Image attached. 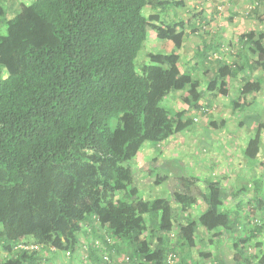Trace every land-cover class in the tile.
<instances>
[{
    "label": "trees",
    "instance_id": "obj_1",
    "mask_svg": "<svg viewBox=\"0 0 264 264\" xmlns=\"http://www.w3.org/2000/svg\"><path fill=\"white\" fill-rule=\"evenodd\" d=\"M1 3L0 264H40L47 256H77L80 249L84 257L107 264L98 239L111 257V238L126 245V264H167L170 254L178 262L186 249L189 259L202 231L230 236L247 229L261 247V222L241 224L224 211L222 184L204 182L201 189L200 177L187 174L173 199L159 194L145 199L134 184L136 173L128 163L145 144L179 135L195 123V112L206 113L201 105L206 92L180 69L187 28L162 14L182 1L34 0L14 11ZM150 9L158 12L148 15ZM201 21L196 34L208 31ZM151 30L173 45L170 52L145 53ZM247 40L240 45L248 48L242 45V52L232 54L256 56L261 76L239 79L243 64L199 54L200 61H218L206 91L227 96L228 79L243 84L240 98L262 90L264 34ZM225 47L230 54L232 48ZM182 92L183 109L162 106ZM238 101H232L234 108L243 109ZM261 147L258 130L242 148L250 165L262 160ZM153 171L155 164L148 173ZM164 182L159 175L154 181ZM248 192L254 208L264 213L259 187ZM198 200L206 210L176 225L178 210L190 214ZM81 233L88 240L85 251ZM249 238L234 240L230 262L223 257L216 264H264V255L248 252Z\"/></svg>",
    "mask_w": 264,
    "mask_h": 264
},
{
    "label": "rangeland",
    "instance_id": "obj_2",
    "mask_svg": "<svg viewBox=\"0 0 264 264\" xmlns=\"http://www.w3.org/2000/svg\"><path fill=\"white\" fill-rule=\"evenodd\" d=\"M33 1L34 0H0V2H2L3 5L6 6V8H8V10L10 11L16 10L21 3H25L28 5L33 3ZM175 1H182L183 3L178 8H176L175 11L173 9H169L167 12L162 13L163 17L167 22H183L184 26H186L187 30L191 33H189V35L194 38L197 36V34H200L199 32L196 34V32L199 31V26L196 24L200 22L202 18H205V20L201 22H203V24H207L206 28L210 31L213 24V19L216 20V18H220L225 23L218 22V26L219 28L223 29L222 26L225 25L224 30L226 31L227 36L230 38H234V35L238 34L232 28L234 23H236V21L238 22V20L239 22L237 23V25L240 24L241 26L238 29L239 31L245 28L243 33H246V31L249 32L248 30L256 28V37L264 34V0H210V5L208 7L204 6L202 0ZM12 4L14 6H11ZM157 12V9H150L148 15ZM252 18H254L255 20H253ZM0 33H4V30H1ZM197 37L199 39L193 40H197L199 44H201L200 37ZM147 44L148 48H146L145 53H167L170 52L173 48V45L171 43L158 40L153 30L150 31ZM225 46H230L232 48L230 49V57H232V50L235 49L229 42ZM227 51L228 49L224 54H226ZM186 59L187 58H183L181 60V68H184ZM202 80L205 79L202 78ZM206 81H209V79H206ZM231 82L236 83L237 80H230V82L227 83L225 88L229 90V93L227 96H223V98H221V101H219V105L215 103L217 101L211 103L208 102V104L205 101L201 103L202 106H205L206 113L200 114L198 112H195V116H193L196 118L195 123L187 128L182 134L173 137L174 141L177 142L171 148V153L169 156L166 155V150H168V148L166 145L163 147V142H148L147 144H145L138 157L128 163V165L132 167L133 171L137 175L140 174L141 176L140 179L142 181L138 179V176L137 179H134V184L145 199H150L146 198L148 197V195L159 194L161 197H165L164 195L168 191L165 186H162V188L154 187L153 190L150 186H146L144 184L146 177L142 176V173L147 168L153 167L154 164L156 165V168H158V164L162 161L168 159L174 160L175 158H177L182 163L181 168L185 166L184 169L188 172L190 171L189 174H193L196 166H199L200 164L202 165L204 171L207 170V173L203 172V177L210 175L212 180H214L218 177V172H225L227 174L229 172L230 174V172L233 171V169L231 168L232 161H234L235 164L239 163V156H241V148L239 147L241 146L242 142L248 143V139L255 137L258 130L262 132L263 135L261 136L262 140L264 141V97H253V99H249L248 106H245L244 109H235L234 105L232 104L233 100H239L238 102H240L241 105H244L242 103V99L240 98L241 92L239 91V87H241L242 84L237 83V85H233L232 83L231 86ZM238 82H240V80H238ZM261 83L262 90L260 92H257L258 96L264 95V81L261 80ZM236 86H238V88H236ZM208 93L209 92L206 91L204 96ZM211 96L212 95H210V97L208 98H211ZM171 98L172 99H168V101H163L162 106L170 108L173 111L183 108L181 97L175 95ZM261 154L264 159V151ZM255 163L258 164L257 161ZM208 167L211 168L208 169ZM260 169L264 173V161H261ZM249 171H245L246 178H244V173H238V175L240 176L242 174V178L245 179L244 182L247 184V188L245 187L246 184L243 186V188L245 187L246 190H250L251 194H253L254 187H258V184L254 185L253 182H256L258 180L260 182L259 185L261 186L264 183V178L262 179V181L258 179H261L262 177L257 175L258 170H255V168H252ZM250 176L252 177V179H249ZM217 179H219V177ZM227 182L228 181H224L222 186L224 187L228 198V196L231 195V192H234V187L232 186L233 178L230 182ZM260 186L259 189L262 190L261 195L262 197H264V184L262 188ZM150 192L152 193L150 194ZM247 193L250 195L249 192ZM244 204H247L246 206H249L250 208L246 207L244 208V211H242L243 216L241 215V217L243 222L250 219H252L250 220L251 223L254 221L257 224H260L261 222L260 225L263 229L261 230V233H259V238L262 240L261 247H258V244L255 243L257 241L256 239L252 237L249 238L251 234L248 233L247 229H239L234 234L230 233L232 239H229V237L224 235L217 236L216 233L203 231L206 232L207 235L199 236L197 247L193 251L195 255L191 258L192 261H188L189 259L186 258V256L188 255V250L186 249L183 251L184 259L181 255L176 264H216L220 263L223 257L227 258L226 263H229L232 259V256L228 254L229 249L226 248V246L232 244V247L234 240L242 237L249 238L248 252L250 254H258L259 257H262L264 255V213L254 208L255 206L252 205V202H245ZM256 204L258 203L256 202ZM85 230L89 232V236L87 238H92V231L89 224L85 226ZM82 233L80 234V242L81 244H83V248L85 251V245H87L85 242H88V240H86V236L84 237ZM177 241L178 240L176 239V236L173 235L171 239V245H176ZM98 243L102 247L104 253L108 255L106 244H103V242L99 239ZM111 243L115 244L114 246L108 245V250L112 252V256L110 257L108 255L110 259L109 263L107 264L114 263V257H118L114 250L118 245L120 246L122 244L118 241L116 242L113 238H111ZM82 251L83 250L80 249L76 253L77 256L71 257L67 253L65 254V256H47L43 261H41L40 264H86L88 263L87 261H89V259L88 256L84 257V254H87ZM224 253H227V255H223ZM122 261L126 263L125 257L122 258Z\"/></svg>",
    "mask_w": 264,
    "mask_h": 264
},
{
    "label": "crops",
    "instance_id": "obj_3",
    "mask_svg": "<svg viewBox=\"0 0 264 264\" xmlns=\"http://www.w3.org/2000/svg\"><path fill=\"white\" fill-rule=\"evenodd\" d=\"M202 1L204 3V6L208 7L210 5V0H206V1L202 0ZM252 19L255 20L254 18H252ZM203 20H205V18H202V21ZM218 22H223V21L220 18H218V19L216 18V20L213 19L211 31L208 30L209 32H202V33L200 32V34H197V36H199L201 39V41H200L201 44H199V42L197 40H193V39H199L197 36L194 38L191 35H188V37H186V39L183 43V46L179 50V54H180L181 58L182 59L187 58L185 60L186 63H185L184 68L183 69L180 68V69L182 70V72H187V73L191 74L194 81H196L197 83L199 82L201 84V87L199 89L200 91L202 90V91L206 92L207 85H208V81H206V79H212L214 77L216 70L218 68V66H217L218 61H211V60H209V58L207 61L206 60L200 61V60H198L199 54H204L205 56L208 55V57L212 56V54H217V55L221 54V57H223V55H224V57H226L227 60L231 61V63L243 64L244 70L241 73V75L238 76L239 78L240 77L242 78L244 76V77H246V79H250L253 81V80H256L259 76H261L260 71L255 69L256 64H254V62L257 59L256 56L249 54L248 55L249 58L246 56L244 58V56H243L242 59H240L239 55H235L237 52L238 53L242 52L241 49L243 48L244 45H245V48H248L246 44L240 45V42L242 41V38L243 39L245 38V40H247L248 38H250V39L255 38L256 37L255 35L257 34L256 28L250 29V30H248L249 32L246 31V33H243L245 28L241 29L240 31L238 30L241 27L240 24L237 25V23L239 22V20H238V22L236 21V23H234V25L232 26L234 31H236V33H238V34L234 35V38H230L227 36L226 31L224 30L225 25L222 26L223 29H221L218 26V24H219ZM223 23H225V22H223ZM186 32L190 33L188 30H186ZM228 42L236 50V53L232 54V57H230L231 54H227V56H226V54H224L225 52L222 51V47L227 45ZM240 47H242V48H240ZM213 59H215V58H213ZM231 59H233V60H231ZM202 78L205 80H202ZM227 82H230L229 79L227 80ZM232 83L233 82H231V86H232ZM237 83H239V82L237 81L235 84L233 83V85H237ZM224 86H225V84H224ZM236 88H238V86H236ZM207 92H209V91H207ZM183 93L184 92H182L180 94H176V95L181 97L182 95L184 96ZM210 95H212L211 98H208V97H210ZM171 97H173V96H171ZM171 97L169 99H172ZM253 97H264V95L258 96V93L254 92V93L242 96L241 99H242V103L244 104V105H242L243 109L245 108V106H248L249 99H251V98L253 99ZM221 98H223V95L217 94L216 92H209L208 94H206L204 96V99L202 102L205 101L208 104V102L211 103V102L217 101L215 103L219 105V101H221ZM183 108H184V106H183ZM193 116H195V113L193 114ZM182 133H180V134H182ZM261 135H263L262 132H261ZM249 140L250 139H248V141ZM261 141H262V147H261V151L259 153V157L262 159L261 161H264V159L262 158V154H261L264 151V143H263L264 141L262 140V136H261ZM176 142L177 141H174L173 137L168 139L167 141L163 142V147L166 145L168 148V150H166L167 156L170 155L171 148L176 144ZM245 145H246V143L242 142L241 146L239 147V148H241V153H240L241 156H239V163L235 164L234 161H232V163H231L232 164L231 168L233 169V171H231L230 174H229V172H228V174L225 172H218L219 179H217L218 178L217 177L216 179L212 180L210 175L203 177V175H202L203 172L207 173V170L204 171L202 168V165H200V164H199V166H196V169L194 170L193 174H189L190 171L188 172L187 170H185L184 169L185 166L183 168H181L182 167L181 161H179L177 158H175L174 160L168 159V160L162 161L161 163L158 164L159 165L158 168H156V165H155V171H153L152 173H148V172L153 167L147 168L145 170V172L142 173V176L146 177L144 184L146 186H150L151 189H153V190H154V187L162 188V186H165V188L168 191H167V193H165L164 198L173 199L175 193L181 192V190L183 189L182 184H181V179L183 176H185L187 174L190 176L193 175V176L200 177L201 181H199V183H197V186H198V188H201V189L204 188V184H203L204 182H216L219 184H223L224 181L230 182L231 179L233 178V182H232L233 185L232 186L234 187L233 188L234 192L233 193L231 192V195L228 196L227 201L224 204V211H229L233 215H236L239 218V223L244 224L241 215L243 216L242 211H244V208H246V207L250 208L249 206H246L247 204H244L245 202H247V203L250 202V195L247 193L249 190H246L247 184L244 182L245 179L242 178L243 177L242 174L239 176L238 173H244V176H245L244 178H246V175H245L246 172L245 171H249L252 168H255V170H258L257 175L262 177L261 179L260 178H258V179L260 181H262V179L264 178V175H263L264 173L260 169L261 168V161L259 160L258 164H255L253 166V165H250L249 162L243 157L242 148ZM156 159H157V157H156ZM210 168L211 167H208V169H210ZM241 169H243L244 171ZM146 171H147V173H146ZM199 173H201V174H199ZM157 175L162 176L165 179V182L163 183L162 186H157L154 183ZM252 175H255V174H252ZM135 176H136V179L138 176H139L138 179L141 178L140 174L138 176L136 174ZM249 179H252V177L250 176ZM253 183L258 184V187L260 186L259 185L260 182L258 180L256 182H253ZM263 184L260 186L261 188H262ZM244 185L246 188L245 187L243 188ZM260 191L262 193V190H260ZM146 198H150L149 195ZM206 208H207L206 204L203 201L198 200L196 205L192 208L190 214L186 213V214L180 215L181 212H180V210H178V214H177L178 219L176 221V225L180 224V220L185 221V219L189 216L192 219L196 220V218H198L199 215L206 210ZM200 231H202V230H200ZM212 233H214V232H212ZM202 234H204V236L207 235L206 232H203V231H202ZM224 236H227V237H229V239H232L231 235L228 236L225 234ZM231 245L226 246V248H228L229 251L231 249ZM114 252H116L118 257H114L115 259H114L113 264H126L124 261H122V258L124 256L128 255L127 250H126V245H124L123 243L120 246L118 245L117 248L114 250ZM194 255L195 254L192 251V254H190L191 257H189V259L192 258V256L194 257ZM190 260L192 261V259H190ZM87 262L88 263H86V264H89V263L90 264H104L100 261L99 257L98 258H96V257L91 258ZM131 264H134V263H131Z\"/></svg>",
    "mask_w": 264,
    "mask_h": 264
},
{
    "label": "built area",
    "instance_id": "obj_4",
    "mask_svg": "<svg viewBox=\"0 0 264 264\" xmlns=\"http://www.w3.org/2000/svg\"><path fill=\"white\" fill-rule=\"evenodd\" d=\"M110 242H111V241H110ZM98 244H99V243H98ZM99 245H100V244H99ZM20 247L23 248V249H32V248L37 249V247H32V246H30V245H25V244L20 245ZM67 254L70 255L69 252H67ZM104 256H105V260H108V261H109V257H108L107 255H105V254H104ZM176 263H177V257H176V255H174V254H170V255L168 256V258H167V264H176Z\"/></svg>",
    "mask_w": 264,
    "mask_h": 264
}]
</instances>
